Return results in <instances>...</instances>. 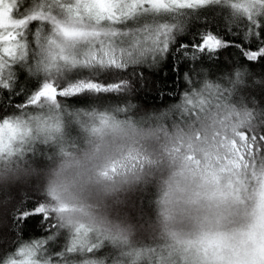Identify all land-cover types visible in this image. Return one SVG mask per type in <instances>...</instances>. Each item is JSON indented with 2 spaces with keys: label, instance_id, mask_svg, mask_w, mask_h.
I'll return each mask as SVG.
<instances>
[{
  "label": "trees",
  "instance_id": "1",
  "mask_svg": "<svg viewBox=\"0 0 264 264\" xmlns=\"http://www.w3.org/2000/svg\"><path fill=\"white\" fill-rule=\"evenodd\" d=\"M39 2L29 0L25 5V0H19L17 11L30 12ZM258 20L253 25L231 6V0L138 14L119 25L123 34L117 43L125 54L116 63L81 66L61 74L62 78L78 76L109 87L86 89L44 105L27 103L50 78L38 68L41 52L30 38L27 56L11 66L9 86L0 85V119L40 115L59 124L60 130L35 129L34 134L14 141L11 152H0V163L7 159L43 166L51 161L53 153L78 145L111 115L142 119L151 114L165 127H175L194 117L199 119L206 103L218 99L245 101L254 109L252 119L264 133V53L256 59L248 55L264 48V14H258ZM35 25L33 22V30ZM164 27L170 29L166 48L137 39ZM209 33L226 43L215 50L199 48ZM38 108L42 111H33ZM155 196L147 186L132 196V215L145 229L151 227ZM45 200L46 193L38 181L0 193V264L17 256L25 244L36 246L44 264H97L95 258L85 257H101L106 264H118L120 257L127 255H118L119 245L99 231L89 235L90 242H98L93 253L79 246L72 250L77 234ZM42 205L46 210L36 211Z\"/></svg>",
  "mask_w": 264,
  "mask_h": 264
},
{
  "label": "clouds",
  "instance_id": "2",
  "mask_svg": "<svg viewBox=\"0 0 264 264\" xmlns=\"http://www.w3.org/2000/svg\"><path fill=\"white\" fill-rule=\"evenodd\" d=\"M253 111L243 100H210L199 119L175 127H165L151 114L142 119L111 115L97 131L76 146L62 147L43 166L7 159L0 163V193L38 181L46 205L65 206L55 214L70 230L82 224L92 230L90 235L102 232L119 245L118 255H127L118 264H212L215 249L209 242L216 231L215 217L230 202L222 203L216 185L207 184L203 176L212 169L226 175L219 169L232 158V141L239 146L233 128ZM236 132L264 134L254 119ZM189 155L193 161L186 159ZM225 182L222 178L221 186ZM145 186L156 193L148 229L132 215V196ZM91 258L106 264L101 257H85ZM33 259L44 264L38 256Z\"/></svg>",
  "mask_w": 264,
  "mask_h": 264
},
{
  "label": "snow or ice",
  "instance_id": "3",
  "mask_svg": "<svg viewBox=\"0 0 264 264\" xmlns=\"http://www.w3.org/2000/svg\"><path fill=\"white\" fill-rule=\"evenodd\" d=\"M211 0H41L30 12L21 14L19 0H0V85L9 86L12 79L11 66L23 60L29 49L30 38L39 46L41 59L38 68L49 74L31 99L29 105L55 104L61 97L75 95L86 89L101 90L109 87L98 81L78 76L62 78L61 74L81 66L113 64L125 54L118 47V38L123 34L119 25L138 14L168 9L195 8ZM29 0H25L28 5ZM231 6L243 11L253 25L259 23L258 14H264V0H245L243 4ZM33 22L36 25L33 30ZM169 28H160L138 37L153 45L167 47ZM224 41L209 33L198 45L199 48L215 50ZM264 48L248 53L256 59ZM203 103V101H202ZM42 111V109H33ZM246 112L233 128L239 137V146L232 141L229 152L219 172L207 171L203 178L207 184L217 187L222 203L230 202L215 217L216 231L209 244L215 249L212 264H264V134L236 132V129L252 120ZM109 118L103 121L108 122ZM35 127L38 131H59V124H52L40 115L31 117H3L0 119V152H11L13 143L30 136ZM98 129H93L97 131ZM193 161V157H186ZM195 166L199 170L200 161ZM115 167H113V171ZM226 182L221 186V179ZM226 189V191H225ZM214 196L216 193L213 194ZM255 201L254 204L250 203ZM251 209V210H249ZM42 205L36 211H45ZM52 208L51 211H64ZM242 221V222H240ZM239 222L238 227L229 228ZM77 239L72 250L83 247L93 253L98 242H90L91 229L85 225L75 226ZM20 259L10 258L6 264H40L35 245L25 244L18 249Z\"/></svg>",
  "mask_w": 264,
  "mask_h": 264
},
{
  "label": "rangeland",
  "instance_id": "4",
  "mask_svg": "<svg viewBox=\"0 0 264 264\" xmlns=\"http://www.w3.org/2000/svg\"><path fill=\"white\" fill-rule=\"evenodd\" d=\"M47 130H45V132H46ZM150 225V224H149Z\"/></svg>",
  "mask_w": 264,
  "mask_h": 264
}]
</instances>
